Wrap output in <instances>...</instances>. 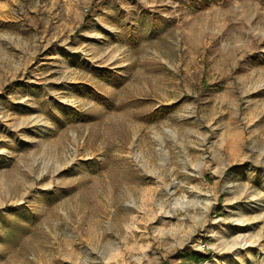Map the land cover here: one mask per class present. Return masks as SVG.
Masks as SVG:
<instances>
[{"label": "rangeland", "instance_id": "1", "mask_svg": "<svg viewBox=\"0 0 264 264\" xmlns=\"http://www.w3.org/2000/svg\"><path fill=\"white\" fill-rule=\"evenodd\" d=\"M0 264H264V0H0Z\"/></svg>", "mask_w": 264, "mask_h": 264}, {"label": "crops", "instance_id": "2", "mask_svg": "<svg viewBox=\"0 0 264 264\" xmlns=\"http://www.w3.org/2000/svg\"><path fill=\"white\" fill-rule=\"evenodd\" d=\"M158 4H159V3H158ZM246 10H249V9H246ZM250 10H251V9H250ZM233 11L235 12V9H233ZM238 11H239V13H240V11H243V9H241V10H238ZM234 12H233V13H234ZM236 13H237V12H236ZM236 13H235V14H236ZM236 15H237V14H236ZM246 15H247V16H249V15H250V16H254L255 14H254V13H252V12H247V13H246ZM252 30L254 31V29H253V28H252Z\"/></svg>", "mask_w": 264, "mask_h": 264}]
</instances>
